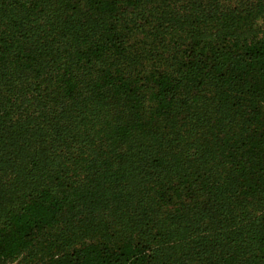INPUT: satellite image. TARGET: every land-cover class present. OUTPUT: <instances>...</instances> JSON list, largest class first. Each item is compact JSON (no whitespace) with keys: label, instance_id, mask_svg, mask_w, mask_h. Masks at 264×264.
I'll list each match as a JSON object with an SVG mask.
<instances>
[{"label":"trees","instance_id":"16d2710c","mask_svg":"<svg viewBox=\"0 0 264 264\" xmlns=\"http://www.w3.org/2000/svg\"><path fill=\"white\" fill-rule=\"evenodd\" d=\"M151 1L0 0L3 69L23 63L0 77V193L21 194L0 264H264V32L196 28L172 67L128 71ZM184 2L198 25L264 6Z\"/></svg>","mask_w":264,"mask_h":264},{"label":"rangeland","instance_id":"374dc122","mask_svg":"<svg viewBox=\"0 0 264 264\" xmlns=\"http://www.w3.org/2000/svg\"><path fill=\"white\" fill-rule=\"evenodd\" d=\"M184 1L185 0H182L176 5L170 4V0H152L149 3V5H153L155 6V8H158V11L162 10L163 5L169 6L166 7V10L168 11L166 14H164V19L162 17L161 21H158L157 23H152L150 26H147L148 28H152V34L149 35L150 37L147 40H144V42L139 41L136 43L135 46L131 45L130 51L129 53H127L128 57L126 62V68L128 71H148L156 67H163L165 65L172 67V65H174L177 61L175 59L176 53L174 52L178 47L179 40L182 39L183 35L192 34V32L196 28L197 30L200 29L208 33L234 32L239 35H243L247 32L262 35V33L264 32V6L261 8L257 7L255 9V12H253V14H251L249 18L245 20H239L237 22L238 24L235 26H227L213 21L198 25L194 22L195 17L192 16V13L179 11L180 9L190 8ZM246 6H248V4L245 2L242 6L243 10H245L244 8ZM141 11L143 13L140 14L141 16L139 15L140 17L138 19L143 21L150 18L148 16L149 11L153 10L150 7H146L144 10ZM169 11H171L172 13H170ZM17 44L18 42L10 44L9 40L0 41L1 48H5L6 45H9L8 54L17 53ZM158 58H160L161 60H158ZM166 58L169 59L165 60ZM22 65L23 63L17 67H15V65L13 64L5 65V68L3 69L4 64L3 60L0 57V77L3 78V76H6L7 73H10L9 67L12 69L15 68V72H22ZM32 80L33 79L31 78L30 81ZM12 81L14 80L12 79ZM11 82H8L4 85H0L1 90L5 91ZM11 173H13V171H11L10 169L8 171V174ZM5 181L6 182L4 184V191L3 193H0V195L2 194L0 197V218L2 211L9 208H16L17 205L20 203L21 194L18 191L19 189L16 190V186H14L17 183L14 182L12 179ZM74 228L80 229L81 227L77 226ZM67 232L68 230H65L64 234ZM90 234L94 235V230H92ZM75 236H77V238L73 240H68V244L66 246H71L72 244H74V242L81 240L83 235H80V232H76ZM58 238L61 237L58 236ZM54 246H60L61 248H64L63 245H61V241L56 242ZM38 249L41 252H39L38 254H36L37 251L32 253L31 258L29 260L30 262L36 261L39 258L38 256L44 257L49 252V248L46 247H38Z\"/></svg>","mask_w":264,"mask_h":264}]
</instances>
